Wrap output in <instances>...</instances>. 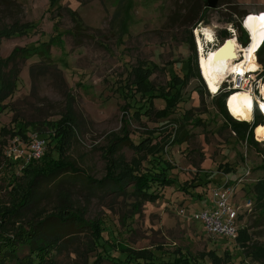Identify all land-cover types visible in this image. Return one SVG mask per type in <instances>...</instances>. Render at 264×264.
<instances>
[{
	"label": "rangeland",
	"instance_id": "374dc122",
	"mask_svg": "<svg viewBox=\"0 0 264 264\" xmlns=\"http://www.w3.org/2000/svg\"><path fill=\"white\" fill-rule=\"evenodd\" d=\"M205 2L0 0V28L14 22L29 26L22 36L1 39L0 56L6 58L15 48L42 52L18 62V82L0 109V207L9 208L20 200L28 182L22 173L24 160L9 155L13 138L6 132L21 131L26 139L39 135L45 139L46 154L57 158L58 140L51 137L55 128L47 124L60 120L66 108L73 110L76 117V125L71 128L73 135L63 140L61 156L76 172L68 170L54 179H39L33 205L23 211L19 223L6 226L7 235L12 236L18 227L29 230V224L42 221L52 233L64 232L59 247L51 253L54 264H96L99 258L103 259L101 264H116L111 258L117 264H125L127 259L122 252L127 249L150 250L154 258L162 261L184 256L190 263L212 264L213 255L220 264H259L238 242L208 235L192 214L210 203L214 189L228 183L230 200L240 207L239 231L247 229L249 244L264 242V217H260L261 209L255 207L252 198L253 186L264 177L260 152L264 150V126L258 127L253 136L260 144L258 149L236 137L216 105L222 93L207 84L209 92L200 75L196 46V38L199 44L201 41V28L213 31L226 22L236 24L245 12L262 15L264 0H219L215 9L206 8ZM66 10L76 13L83 31L74 29L75 23ZM254 28L259 29L256 18L251 16L247 29L256 36L249 47L240 49L245 59L233 64L234 73L246 59L253 66L251 55L261 48L257 35L261 40L263 37ZM207 30L202 32L208 43L213 42V35ZM188 59L193 76L182 88L183 102L173 113L165 118L155 115L164 108L159 97L152 101L150 116L145 113L149 111L137 115L130 108L134 102L138 106L149 103L131 85L135 69L151 72L149 81L156 89L153 94H165L174 78L186 74ZM203 59L201 56V67L206 60ZM251 110V120L246 122L249 124L258 113L253 101ZM225 111L239 121L226 108ZM182 121L184 141H170L161 153L148 157L141 165V173L166 168V178L173 182L157 190L156 200L136 205L140 200L135 196L119 194L109 184L97 183L106 174V150L114 140L127 136L131 141L120 144L117 153L130 163L136 155L132 146L148 134L155 138L153 143L170 134L173 140ZM247 170L248 178L238 183L241 173ZM249 199L252 207L248 211L244 205ZM63 206L81 215L85 226L69 231L50 217ZM93 230H100L103 239L96 240V234L91 235ZM27 253V248L20 247L17 256Z\"/></svg>",
	"mask_w": 264,
	"mask_h": 264
},
{
	"label": "trees",
	"instance_id": "16d2710c",
	"mask_svg": "<svg viewBox=\"0 0 264 264\" xmlns=\"http://www.w3.org/2000/svg\"><path fill=\"white\" fill-rule=\"evenodd\" d=\"M57 9H60L59 7ZM233 9V8H232ZM68 15L71 17L72 21L75 23L74 29L76 31H83L82 22L78 20V17L75 12L66 10ZM233 13H236L233 9ZM231 17V16H230ZM232 21V20H230ZM29 26L26 24L24 26L19 25L18 22L12 23L9 27L0 28V41L2 38L9 39L15 36H22V31L28 29ZM246 34L241 32L240 41L243 42V46L247 44ZM242 38V39H241ZM245 38V40H244ZM190 43L192 44V38H190ZM238 48L243 49L238 46ZM37 49H26V48H15L11 51L9 56L2 58L0 56V109L4 106L2 103L13 93L16 84L18 82L19 67L18 62L20 60H26L35 55H42L41 51ZM210 51V50H209ZM213 51V50H211ZM213 52L207 53L204 57ZM187 72L183 77H177L173 79V83L169 87V91L163 94L160 92L159 95H154L156 91L153 84L149 81L150 73L147 69H135L132 73V82L131 85L134 86L136 93L141 96L147 97L149 103L143 105H137L134 102L130 107L135 109V112L138 114L141 111H149L147 116L153 112L152 101L156 97H159L164 102V108L156 112L155 115L159 118H165L181 104V90L186 85L189 80V77L193 76L192 67L190 66V59L187 60ZM258 61L264 67V46L258 53ZM172 92V93H171ZM264 92V87H263ZM264 96V94H263ZM227 94L219 95L217 98L216 105L219 110V114L223 116L227 125L229 124L232 131L237 138L244 140L246 144L254 149H258L260 144L254 141L255 132L258 127L264 126L262 118L258 113H256L254 121L249 124L243 121H235L231 119L230 116L225 111V99ZM264 109V102H260ZM67 105L69 103H66ZM149 105L151 107H147ZM147 109V110H146ZM185 122L187 117L183 118ZM177 125L175 133L173 135V140L171 139V134L165 139H161L159 142L153 143L154 137L152 134L143 139L140 143L135 146H132L135 151V157L127 163L122 155L118 156V150L120 144L128 143L131 144V141L125 136L123 139H116L106 150V174L99 184H109L111 189L116 191L119 194H129L135 196L139 199L140 205L141 202L154 201L158 198L157 190L160 188L168 187L172 185L173 182H170L166 178V168H160L155 171H145L141 173L142 162L146 161L148 157H155L161 153L164 149L165 144L170 143H182L184 141L186 130L184 121ZM262 124V125H261ZM51 128H55L54 135L52 139H57V151L59 155L57 158L52 157L51 155L44 154L39 162L31 161L26 164L22 173L25 177L28 178L27 189L22 194L20 200L16 203H12L9 208L0 207V264H54L51 259V253L53 250H56L61 240L63 239L64 232L61 233H52V229H46L42 222H34L29 224V230H25L22 227H18L17 231L11 236L7 235L5 230L6 226L10 223H19L20 218L22 217L23 211L33 205L35 201L34 187L37 185L39 179L50 180L56 178L59 174L66 172L68 170L76 172L69 162L63 161L61 159L63 152V140L69 137L73 131V128L76 125V117L73 113V110L66 108L65 115L60 118L54 124H47ZM28 127L34 128L36 124H27ZM10 138L21 136L23 140H26V136L23 132H6ZM73 135V134H72ZM254 136V137H253ZM264 162V150H260ZM6 160V158H4ZM264 169V165L261 166ZM245 171L241 173L243 175ZM87 181H91L90 178H87ZM130 190L128 191V189ZM131 191V192H130ZM130 192V193H129ZM252 198L255 207L261 209L260 217H264V177L257 181V183L252 188ZM251 200V199H249ZM54 218L59 225L64 226L69 231L72 227L77 229L85 226V221L81 215L72 213L70 210H67L63 206L61 210L55 216H50ZM95 236L96 240L103 239L101 236V231L96 230L91 232V235ZM108 241V240H106ZM251 238L247 232V229H241L238 233L237 240L239 246L247 250L248 255L259 264H264V242L260 244H249ZM20 247H25L28 250L26 255H23L21 258L17 256V252ZM123 255L127 259L125 264H130L133 261V264H199L197 262L190 263L186 257L180 256L174 258L173 260L162 261L152 256L150 250H123ZM212 264H220V260L210 255ZM115 262L114 258L109 259ZM130 260V261H129ZM103 261L102 258H99L96 264H101ZM120 264V263H119Z\"/></svg>",
	"mask_w": 264,
	"mask_h": 264
},
{
	"label": "built area",
	"instance_id": "2783aa9c",
	"mask_svg": "<svg viewBox=\"0 0 264 264\" xmlns=\"http://www.w3.org/2000/svg\"><path fill=\"white\" fill-rule=\"evenodd\" d=\"M251 16L256 18L259 30H264V13H262V15H259L257 13L245 12L236 19V24L232 22H226L220 26L215 27V29H213L212 31L213 42L211 43L207 42L205 35L202 32L204 29H207V27L201 28L200 30L202 31L200 32V40L203 49L206 51L213 50L215 52H218L225 46L227 41L231 40H234L237 46L246 48L252 40L251 34L246 27V23ZM217 28L219 30H216ZM241 32H244V34H246L245 37L247 44L245 46H243V42H241L239 39V35L241 34ZM261 43L262 44L259 51L264 46V34ZM259 51L256 52L254 54L255 56L253 57L256 69L252 72H248L247 70H245L246 72H244V74H228L224 78V80H220L218 84V92L227 94V98H229L234 91L247 90L253 100V107L256 106V109L258 110L260 116L263 118L264 123V111L260 106V101L264 102V67L258 61ZM197 54H199L198 48ZM237 57L238 58L233 61L234 64L243 62V60L245 59L240 48H237ZM198 68L202 79H204L200 70L199 63ZM227 98L225 99V102ZM225 108L229 113L226 103ZM25 142L26 145L24 144ZM22 146H24L25 148H23ZM9 149V155H12L15 160L23 159V165L25 166L31 161L39 162L41 160L46 152V142L45 139L41 138L37 134L31 135L26 139V141H21V138L17 136L13 138ZM248 176L249 170L245 171L243 177L237 180L238 183H241L244 179L248 178ZM227 185L228 183H226L223 187L214 189L211 192L210 203H208L207 206H203L201 209L196 210V212H193L192 215L195 221H198L202 224L204 231L208 235L222 236L226 238V240L235 242L239 233L238 220L240 207L231 202V189L227 187ZM244 207L249 211L252 207L251 200H246Z\"/></svg>",
	"mask_w": 264,
	"mask_h": 264
},
{
	"label": "bare ground",
	"instance_id": "6f19581e",
	"mask_svg": "<svg viewBox=\"0 0 264 264\" xmlns=\"http://www.w3.org/2000/svg\"><path fill=\"white\" fill-rule=\"evenodd\" d=\"M248 25V22L246 23V27ZM259 30L258 28H254V30ZM207 30V29H206ZM210 30V31H209ZM207 31H209L212 34V30L209 29ZM264 34V31H261ZM251 34V31L249 32ZM213 35V34H212ZM256 35H252L251 34V43L253 42V38ZM196 38V37H195ZM257 39H259L258 41V48L261 47L260 45L261 43V39L260 37L257 35ZM228 43L226 44H231L232 46V53L234 54V57L229 56L230 55V48H225L223 51L221 52H214L212 53L206 60H204V63L202 64L201 67V62H200V58L201 56H206L207 52L209 50H204L200 41L196 38V46L198 48V59H199V65H200V70L201 72H203L202 76H203V80H205V84L207 86V84L211 87L212 90L216 91L218 90V84L220 82V80H224V78L233 72V61L236 60L237 57V44L235 43L234 40L231 41H227ZM211 43V42H209ZM250 43V44H251ZM225 44V46H226ZM249 44V45H250ZM249 45L247 47H249ZM204 50V51H203ZM206 51V52H205ZM255 55H251V61L253 62V66L252 63L250 62V60L246 59V61L241 65L240 69L236 72L239 74H244V72H246L245 70H247L248 72H252L253 70L256 69V65L254 63V57ZM203 58V57H202ZM238 64H241L238 63ZM207 82V83H206ZM208 89V86H207ZM209 91V89H208ZM210 92V91H209ZM235 92V93H234ZM229 98H227L226 100V104H227V108L228 111L230 113V115L235 118L236 120L239 121H243V122H248L251 120L252 117V110H251V102L253 100H251V96L249 94V92L247 90H237L234 91ZM250 96V98H249Z\"/></svg>",
	"mask_w": 264,
	"mask_h": 264
},
{
	"label": "water",
	"instance_id": "95a60500",
	"mask_svg": "<svg viewBox=\"0 0 264 264\" xmlns=\"http://www.w3.org/2000/svg\"><path fill=\"white\" fill-rule=\"evenodd\" d=\"M218 1L219 0H206L205 7L208 8V9H215L217 7ZM227 47L230 48L229 49L230 50V55L229 56L234 57V54L232 53V46H231V44H226V46H224L219 52L223 51Z\"/></svg>",
	"mask_w": 264,
	"mask_h": 264
},
{
	"label": "crops",
	"instance_id": "0c3cea01",
	"mask_svg": "<svg viewBox=\"0 0 264 264\" xmlns=\"http://www.w3.org/2000/svg\"><path fill=\"white\" fill-rule=\"evenodd\" d=\"M248 11V10H247ZM241 16V15H240Z\"/></svg>",
	"mask_w": 264,
	"mask_h": 264
}]
</instances>
